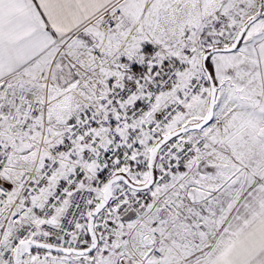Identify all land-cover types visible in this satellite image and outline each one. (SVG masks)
Returning a JSON list of instances; mask_svg holds the SVG:
<instances>
[{
    "label": "snow or ice",
    "instance_id": "6c2138e0",
    "mask_svg": "<svg viewBox=\"0 0 264 264\" xmlns=\"http://www.w3.org/2000/svg\"><path fill=\"white\" fill-rule=\"evenodd\" d=\"M0 264H264V0H0Z\"/></svg>",
    "mask_w": 264,
    "mask_h": 264
}]
</instances>
